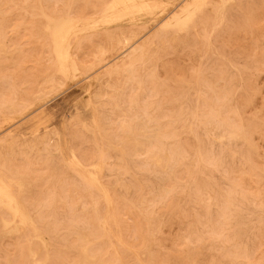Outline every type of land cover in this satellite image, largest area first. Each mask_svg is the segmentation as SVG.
Returning <instances> with one entry per match:
<instances>
[{"label": "rangeland", "instance_id": "1", "mask_svg": "<svg viewBox=\"0 0 264 264\" xmlns=\"http://www.w3.org/2000/svg\"><path fill=\"white\" fill-rule=\"evenodd\" d=\"M93 3L0 0V106L37 103L21 122L44 111L39 125L50 124V143L60 130L63 148L20 139L2 149L0 167L25 176L23 194L51 245L27 224L6 228L2 217L13 216L0 205V264H264V0H210L188 32L150 27L154 43L138 72L112 87L95 79L102 66L62 78L42 13L96 15ZM88 42L86 65L96 50ZM51 79L64 85L47 94ZM100 88L110 94L87 107ZM180 97L188 114L206 99L204 116L169 133L149 116L162 117ZM3 120L0 138L18 125ZM32 129L27 121L18 136ZM154 130L157 146L146 149ZM73 151L83 168L70 162Z\"/></svg>", "mask_w": 264, "mask_h": 264}, {"label": "bare ground", "instance_id": "2", "mask_svg": "<svg viewBox=\"0 0 264 264\" xmlns=\"http://www.w3.org/2000/svg\"><path fill=\"white\" fill-rule=\"evenodd\" d=\"M209 3L210 0H94L93 9L94 13L98 14L97 16L84 15L81 9L76 10V14L72 13V10H68L59 16L48 14L45 11L42 13L47 20L46 27L51 36L56 69L62 74V78L66 81L74 80V78L76 79V77L81 75L89 77L86 72L96 66H102L105 67V70L97 75L95 79H103L107 87H112V80L115 77L126 74L128 78H132L136 75L148 49L154 43L155 35L151 31L152 27L160 24L161 30L172 28L188 32L191 26H195L202 20L200 15ZM170 7H178V9L173 11L165 21L161 20V15ZM93 40L96 41L93 61L86 65L80 55L84 53L82 50L89 43L88 41ZM114 53H118V55L110 59V56ZM63 85L64 81L62 79L59 81L51 79L47 94L56 92ZM109 94L110 92L106 88L95 90L92 96L87 99L85 105H91L95 99L103 98ZM186 94H188V91H185ZM180 99L181 102L171 108L169 112L164 113L162 117L159 115V118H157L153 114L149 118H154L156 126L161 125L171 129L168 130L169 133L175 131V129H191L195 121H202L205 112L203 102L206 99L200 98L197 100L198 104L192 114L187 113L185 100L181 97ZM2 103L0 108L4 111L9 110L10 112L0 114L4 119L3 121L7 124L18 125L0 138V158L4 147L12 145L20 139H27L33 145L37 142H42L46 146L53 147L56 151L63 152L61 131L58 130L56 133L54 143H50V133L52 132L48 128L50 124L39 125L40 122H43L41 119L43 118L42 114L44 111L21 122V119L29 113H33L41 106L36 107L37 103L26 100L19 103H13L11 100ZM83 105L82 103L80 107L82 108ZM80 113L81 111L77 109L74 119L79 118ZM192 118L195 120L192 121ZM27 121H32L33 129L30 132V136L20 138L18 133L21 131L22 125ZM40 129H45L43 134L39 132ZM152 133V145L146 149H154L157 146V140L162 132L154 130ZM173 155V153H170L168 160ZM156 158L158 161L161 160L160 155H157ZM70 162L77 166H83V163L74 151L70 157ZM103 164V161L95 164L98 171L103 168ZM89 179L98 185L111 204V197L107 186L93 172L90 173ZM25 186L26 178L21 172L13 170V168L7 167L5 164L0 167V205L7 209L6 213H10L13 216V219H8L5 216L2 217L3 224L10 230H17V225L27 224L31 226L36 232L35 235L48 247L51 245L50 238L42 232V227L32 216L33 212L29 209L30 204L26 199V195L23 194ZM13 221L17 223L15 226L11 225ZM86 256L93 257L94 255L87 254ZM40 262L44 263L43 261Z\"/></svg>", "mask_w": 264, "mask_h": 264}]
</instances>
